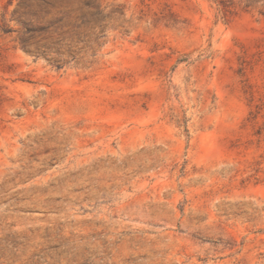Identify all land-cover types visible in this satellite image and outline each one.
Instances as JSON below:
<instances>
[{
    "label": "rangeland",
    "instance_id": "1",
    "mask_svg": "<svg viewBox=\"0 0 264 264\" xmlns=\"http://www.w3.org/2000/svg\"><path fill=\"white\" fill-rule=\"evenodd\" d=\"M225 1L0 0V264H264V0Z\"/></svg>",
    "mask_w": 264,
    "mask_h": 264
},
{
    "label": "trees",
    "instance_id": "2",
    "mask_svg": "<svg viewBox=\"0 0 264 264\" xmlns=\"http://www.w3.org/2000/svg\"><path fill=\"white\" fill-rule=\"evenodd\" d=\"M219 5L221 7L220 12H222L224 16H228V14L232 12V6L226 3V1L224 2V0H219ZM94 7L96 8L95 11L90 12L89 14L95 21H101L100 17L102 14V9L98 7V5ZM55 63H57V60H55Z\"/></svg>",
    "mask_w": 264,
    "mask_h": 264
}]
</instances>
